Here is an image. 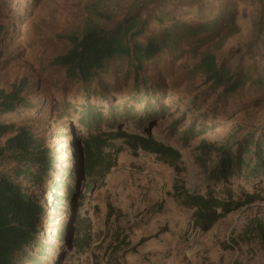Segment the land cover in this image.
I'll return each mask as SVG.
<instances>
[{
  "label": "rangeland",
  "instance_id": "374dc122",
  "mask_svg": "<svg viewBox=\"0 0 264 264\" xmlns=\"http://www.w3.org/2000/svg\"><path fill=\"white\" fill-rule=\"evenodd\" d=\"M174 1L183 9H196L210 2L0 0V90L9 92L23 81L27 83L28 100L34 109L14 118L24 121L33 134L41 136L45 146L57 152L64 164L72 161L70 168L77 178L73 184L76 189L73 199H64L58 212L52 208L54 194L51 191L45 186L27 185L28 193L34 192L46 208L45 217L37 224L40 234H55L56 226L65 223L70 227L73 220L80 217L83 249L61 260V251H67L68 247L60 243L57 252H49L48 258L43 260L45 264H264L256 244L257 234L264 230V179L248 187L254 196L249 203L226 215L206 232L193 226L192 211L180 206L174 198L175 187L180 184L186 189H201L204 173L194 161L201 154V146L220 148L264 132V96L257 105H248L247 98L239 93L221 98L222 93L217 92L195 98L206 88L202 87V77L182 80L195 62L192 53L175 58L169 77H164L167 65L162 61L156 73L146 75L150 83L162 82L165 86L163 113L157 119H148L139 133L156 142L168 140L170 148L179 153L173 165L115 142L112 147H109L111 144L102 146L104 162L94 171L92 181L80 180L78 176L83 164L81 138L86 129L78 123V109L73 111L71 103L63 106L55 99L62 74L56 73L49 66L50 62L67 51L65 38L79 36L87 25L107 30L136 11L143 18L162 12L163 8L167 10ZM262 2L264 0H239L240 32L219 50L215 45H205L201 51L212 52L216 61L224 60L233 69L245 71L256 67L264 71ZM131 94L130 89L125 90L114 105L122 106ZM141 110L130 104L129 116ZM116 113L113 120L119 122L116 120L119 112ZM104 116L112 120L106 113ZM202 116L214 121L209 123L207 131L198 134ZM118 125L129 130L134 126L133 122ZM185 131H191V137L182 145L179 140ZM210 158L205 163L206 168L213 166L217 156L213 152ZM108 164L111 167L105 171ZM88 182H92V188L79 203L78 196L84 194ZM65 235L74 238L70 228ZM252 237L254 240H250ZM246 241L250 243L245 244Z\"/></svg>",
  "mask_w": 264,
  "mask_h": 264
},
{
  "label": "trees",
  "instance_id": "16d2710c",
  "mask_svg": "<svg viewBox=\"0 0 264 264\" xmlns=\"http://www.w3.org/2000/svg\"><path fill=\"white\" fill-rule=\"evenodd\" d=\"M238 2L210 0L196 9H183L174 1V5H169L167 10L163 8L162 12L142 18L136 11L110 29L87 25L79 36L65 38L67 51L54 57L49 66L62 74L55 99L63 106L71 103L73 111L78 109V123L86 129L81 138L80 180L92 181L94 171L104 162L101 148L105 144L112 147L119 142L171 166L179 158L168 140L156 142L139 133L148 119H157L163 113L165 86L162 82L152 84L146 77L147 73H156L161 61L167 65L166 77L172 73L170 65L178 56L193 54L195 62L182 80L202 77V87L206 88L195 95L196 99L217 92L222 93L221 98L239 93L247 98L248 105L259 104L260 97L264 96V71L256 67L245 71L233 69L224 60L216 61L212 52L201 51L205 45H215L219 50L240 32ZM260 17L264 21V2ZM127 89L132 93L129 99L116 107L115 99ZM28 90L25 81L9 92L0 90V141L3 142L0 144V264H45L43 260L49 252L55 254L60 243L68 247L67 251H61V260L83 249L79 216L70 227L65 223L56 226V233L49 236L40 234L37 228L46 208L34 192L28 193L27 185L45 186L51 191L52 208L58 212L64 199H73L77 178L70 168L72 161L66 162V166L57 152L45 146L41 136L33 134L24 121L14 118L34 109L28 100ZM130 104L139 106L141 112L129 116ZM116 112H119V119L116 118L119 122L113 120ZM200 120L198 134L207 131L209 123L214 121L204 116ZM132 122L131 130L117 126V123ZM174 133L175 129L170 132ZM190 135L191 131H185L179 142L184 145ZM200 149L201 154L194 161L203 169L201 189H186L180 184L175 187L174 198L180 206L192 211L193 226L206 232L253 199L248 187L264 179V132L245 136L224 147L201 146ZM213 152L217 158L212 167L206 168L205 163L211 160ZM110 167L108 164L104 170ZM91 188L92 182L86 183L84 194L78 196L79 203ZM69 228L74 233L73 239L65 235ZM257 235V248L264 257V230Z\"/></svg>",
  "mask_w": 264,
  "mask_h": 264
}]
</instances>
